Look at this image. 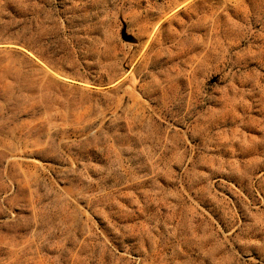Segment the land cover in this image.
<instances>
[{"label": "rangeland", "instance_id": "obj_1", "mask_svg": "<svg viewBox=\"0 0 264 264\" xmlns=\"http://www.w3.org/2000/svg\"><path fill=\"white\" fill-rule=\"evenodd\" d=\"M0 264H264V0H0Z\"/></svg>", "mask_w": 264, "mask_h": 264}]
</instances>
